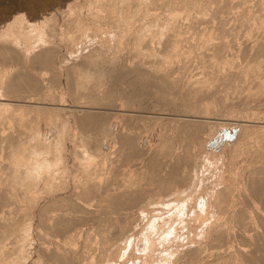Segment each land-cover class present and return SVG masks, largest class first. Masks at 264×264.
Wrapping results in <instances>:
<instances>
[{
  "label": "bare ground",
  "instance_id": "obj_1",
  "mask_svg": "<svg viewBox=\"0 0 264 264\" xmlns=\"http://www.w3.org/2000/svg\"><path fill=\"white\" fill-rule=\"evenodd\" d=\"M77 1L73 2L67 19L62 17L63 13H60V20L64 18V21H56L58 17L54 19L57 28L50 22L53 27L46 31L49 38L44 37L45 42L39 25L21 15L3 23L0 30V58L13 66H7L11 68L9 70L3 65V77L0 75V264H19L24 259V249L28 247L25 242L33 229L38 240L35 252L44 264H103L108 249L116 246L114 249L119 254L124 248V243L119 244L130 236L137 217L134 209L147 199L165 202L169 208L172 200L180 198L178 189L188 187L189 177L197 174L199 165L196 163L201 155L213 169L226 155L231 182L217 178L209 196L198 201L186 198L196 200L200 212L188 218L197 223L190 225L192 235L180 240L179 245L171 236L175 228L171 224L175 220L169 224L159 219L164 221L161 224L154 218L149 227H159L157 241L146 240L151 253L144 257L145 264H264V110L260 115L251 107L242 108L251 96L264 102V0H85L80 5H86L88 12H95L97 22L94 23L118 14H124L122 17L132 21L139 10L147 11L149 3L157 6L158 1L168 3L169 15L176 18L171 23H159L158 20L138 28L124 27L116 48L104 55L93 54L92 47L95 46L88 44L87 34L93 21L86 24L92 17L81 16V0ZM95 27L101 29V33L105 32L103 26ZM32 33L39 36L33 37L37 40H33ZM54 42L70 46V53H76L80 59H75L78 65L74 68L57 65ZM62 72H65L72 99L70 110L61 94L54 90ZM92 75L101 76L102 82L98 78V81L94 80L99 83L94 82ZM122 85L128 93L132 91L127 86L130 89L136 86L154 89L151 92L158 99L150 96L157 102L146 118L159 124L157 142L149 139L141 148L140 142L145 135H138L136 131V136L131 127H116V120L121 119V123L143 116L137 110L141 107L137 106V88H132L137 101L131 100L134 101L128 106L131 108L116 107L118 94L128 101L125 97L128 93L123 95L122 92H126L122 87L121 93L114 92L115 87L120 90L117 86ZM233 88L238 90L236 93L233 90L234 96L243 90L248 92L235 98L230 95ZM140 95L138 97L144 100L145 97ZM129 97L132 99L133 95ZM236 105L239 108L235 109ZM68 110L75 115V126L81 127V131L88 125L100 126L102 139L99 144L107 145L105 150H100L101 158L86 156V166L96 164L97 169L88 173V181L73 185L51 171L52 164L64 161L66 120L60 117ZM241 113L244 118L238 119ZM104 115L108 118H103ZM167 115L170 116L167 117L169 120L166 118L168 122L164 120ZM58 119H61L60 123ZM216 123L225 129L224 134L232 133L235 128L239 131L231 142L225 141L224 134L215 137L214 148L218 150L212 148L207 153L210 127ZM146 124L143 128H148L149 124ZM32 141L41 147L36 148ZM48 149L57 152L58 161L55 158L53 163L50 162L52 156ZM130 157H135L139 167L128 165L132 162L128 160ZM106 158L108 168H118L120 173L126 165L134 168L133 172L143 165L145 171H137L142 174L140 179L145 181L138 182L135 170L136 175L126 174L128 183L123 187L120 188V183L112 187L111 176L107 179L103 176ZM166 196L167 200L163 201ZM142 208L143 212L149 209L147 203ZM177 221L182 225L186 222L184 219ZM137 258L141 259L140 255Z\"/></svg>",
  "mask_w": 264,
  "mask_h": 264
},
{
  "label": "rangeland",
  "instance_id": "obj_2",
  "mask_svg": "<svg viewBox=\"0 0 264 264\" xmlns=\"http://www.w3.org/2000/svg\"><path fill=\"white\" fill-rule=\"evenodd\" d=\"M75 1H77V0H0V30H1V28L3 27V23H6V22H8V21H11L13 18H15V16H17V15H21V16H23L24 18H26L29 22H31V23H34V24H36V25H39V30L41 31V34H42V40L44 39V37H46L47 35L46 34H48L47 32H49V29H50V31H51V28L53 27V25L52 24H54V26L56 27L57 25H56V21H64L63 19L64 18H62V20H60L61 19V15H62V13H63V15H62V17H64L65 16V18L67 19L68 17V15L69 14H71V13H69L70 11H71V8H73L74 7V5H73V2H75ZM78 1H80V0H78ZM77 1V2H78ZM83 1V2H82ZM101 1H104V0H101ZM101 1H99V3H101ZM160 1V0H159ZM157 2L158 4H157V6L158 5H160V3L161 2ZM85 2V0H81L80 1V3H79V6L81 7V5L80 4H83ZM72 3V4H71ZM167 3V2H166ZM129 4V3H128ZM154 5H156L155 3H153ZM164 3H161V5H163ZM149 5H151V8H150V6ZM149 5H148V7H147V11L145 10V11H143L144 9H142V10H139V14H140V11L142 12V14H136L135 15V17H133V19H132V21H131V19H130V21H129V19H128V17L126 18L125 16H123L122 17V15H124V14H118L116 17L114 16L113 18H110V19H113L114 20V18H116L114 21L112 20V21H110L109 22V18L107 17V19H105L106 17H103L102 18V20H105L106 22H104V21H100L99 23H94V22H97V17L95 16V12L93 13V10H92V12H88L87 11V6L85 5V6H83V7H81V16L82 17H84V18H90V17H92L93 18V20H92V18L90 19V21H88L87 20V22H86V24H91L90 22L91 21H93L92 22V26L91 25H89L90 27H91V29L90 28H88L87 29V34H88V39L91 41H89L88 40V44H92V46H95L94 48L92 47V51H95L93 54H95V55H97V54H107V52H111L112 50H114L115 48H116V45L115 44H117V38H118V36L119 35H121L125 30V28L124 27H126V28H129V26L131 27V26H133L132 28H134V27H136V28H138V26L139 27H142V26H144V25H147V24H150V23H152V22H157L158 20H160V21H158L159 23H165V22H170L171 23V21L173 22V20L175 21L176 20V18H174V17H172V15L170 16L169 15V4L167 3L166 5L164 4L162 7H161V5L160 6H158V8H157V6H152V3H149ZM169 5V6H168ZM167 8H166V7ZM144 7V6H143ZM153 7H156V8H153ZM66 8V9H65ZM98 8V7H97ZM155 11V13L153 12V13H151L152 11ZM83 11V12H82ZM87 11V12H86ZM151 11V12H150ZM157 11V12H156ZM143 12H145V13H143ZM60 13H61V15H60ZM86 13H87V16H86ZM105 13V12H104ZM147 13V15L148 16H146V18H145V14ZM167 13H168V16H167ZM68 14V15H67ZM60 15V16H59ZM91 15V16H90ZM93 15V16H92ZM150 15H152V16H150ZM154 15V16H153ZM162 15H163V17H162ZM144 16V17H143ZM149 16L151 17V18H149ZM170 16V17H169ZM55 17V18H54ZM56 17H58V20H56L57 18ZM95 17H96V19H95ZM142 17V18H141ZM147 17H148V20L149 21H147ZM155 17V18H154ZM161 17V18H160ZM172 17V18H171ZM120 18V19H119ZM146 19V21H145V19ZM157 18V19H156ZM165 18V19H164ZM56 21H55V20ZM95 19V20H94ZM143 19V20H142ZM156 19V20H155ZM167 19V20H166ZM170 21H169V20ZM172 19V20H171ZM52 20V21H51ZM121 20H125L124 22H119V21H121ZM126 20L127 21H129V22H127V23H125L126 22ZM136 20V21H135ZM138 20V21H137ZM140 20H142L141 21V23H140ZM163 21V22H162ZM182 21H184V19L182 20ZM47 22H48V24H47ZM50 22H54V23H52V24H50ZM59 22V23H60ZM58 22H57V24H59ZM93 23L95 24V26H97L98 24L99 25H101V27L102 28H104V31L105 32H103V33H101L100 32V30L101 29H99V30H97V28L93 25ZM45 24V25H44ZM46 24H47V28H46ZM126 24V25H125ZM131 24V25H130ZM135 24V25H134ZM143 24V25H142ZM106 27H105V26ZM109 25V26H108ZM111 26H112V28H111ZM120 27V28H119ZM57 28V27H56ZM109 28V29H108ZM122 28V29H121ZM46 29V30H45ZM48 30V31H47ZM110 30H111V32H110ZM47 31V32H46ZM56 31H57V29H56ZM95 31V32H94ZM106 31H109L108 32V34L110 35H108L107 34V32ZM114 33H113V32ZM34 33V32H33ZM32 33V35H31V37L33 38L35 35ZM45 33V34H44ZM98 33V34H97ZM116 33V34H115ZM120 33V34H119ZM50 34V33H49ZM55 34H57V33H55ZM68 34H70V33H68ZM92 34V35H91ZM106 34V35H105ZM116 35L115 37H114V35ZM67 34H65V36H66ZM49 36V35H48ZM46 37V39L47 38H49V37ZM58 36V35H57ZM56 36V37H57ZM68 36V35H67ZM36 37V36H35ZM39 36H37L36 38H38ZM109 37V38H108ZM112 37H113V40H111L112 39ZM36 38H33V40L35 41V40H37ZM46 39H44V42H45V40ZM109 39V41H107ZM57 41H58V39H56ZM95 40V41H94ZM93 41H94V43H93ZM43 42V41H42ZM105 42V43H104ZM112 42V43H111ZM60 43V44H59ZM54 44H55V46L57 47V56L55 57V63L57 64V65H67V66H69V67H73L74 68V65H78V64H76L78 61V57L76 56L77 54L75 53V54H71L70 53V51L72 50L71 49V47L70 46H67V45H65L64 43H62L61 44V42H57V45H56V43L54 42ZM98 44V45H97ZM115 45V46H114ZM60 46V47H59ZM96 47L98 48V47H100L99 48V50L97 51L96 50ZM105 47V48H104ZM115 47V48H114ZM120 47H121V45H120ZM89 49V48H88ZM88 49H84V50H88ZM123 50V49H122ZM65 53V54H64ZM68 53H70V54H68ZM70 55V56H69ZM58 57H60L61 59H59ZM62 57H64V58H62ZM70 57H72V58H70ZM59 60H58V59ZM63 59H64V61H63ZM75 59H77L76 60V63H75ZM61 61V62H60ZM79 61H80V59H79ZM59 62V63H58ZM11 63V62H9L8 60L7 61H4L3 59H1L0 58V75H1V77H3V75L2 74H4V73H2V71H3V69H4V66L3 65H5L6 67L7 66H9V67H13V66H10L9 64ZM67 63V64H66ZM79 63V62H78ZM61 65V66H62ZM64 65H63V68H64ZM75 66V67H76ZM8 68V67H7ZM9 70L11 69V68H8ZM93 74H97V73H93ZM65 72H62V75H61V79H60V82L57 84V86H55L56 88L54 89V90H57L56 91V93L59 95V94H61V96L63 97V99H64V102L66 103V104H68V109L71 107V103H72V99L70 98V94H69V89H68V86H67V83H66V80H65ZM93 76V75H92ZM91 76V78L93 79V81L94 82H96V83H99V82H102L100 79H102V77L99 79L98 78V76H96V75H94L93 77ZM96 76V77H95ZM95 77V78H94ZM99 79V82H97L98 81V79ZM94 79H97V81L96 80H94ZM124 86H125V84H123ZM120 86V87H118L117 86V89H120V90H116V87H115V93H117V92H119V93H121L122 91H127V88H125L124 86ZM59 86V87H58ZM121 87H122V89H124V90H122L121 89ZM127 87H129L128 88V90H130V92L131 93H128V92H126V93H123L122 92V94L123 95H125V94H127V95H125V97H128V101L127 102H129V100H130V102H131V100H134L135 99V101H137V98H138V101H137V106H141V107H137L136 105V107L138 108H135V109H137V110H140V111H142V112H138V113H140L141 115H143L141 118H138V120L137 119H135V118H128V119H123L124 121H122L123 123L125 122V121H127V122H129V124H131L132 123V125H129L128 123H126L125 122V124L123 125L122 124V122L121 123H119L120 121H121V119H119V120H116V122H115V124H116V127L117 128H119V126L120 127H127V128H130L131 127V129H132V131H133V133L137 136V132H138V135H140V134H143V135H145L144 136V139L140 142V147L141 148H143L145 145H146V143H147V140H152V142L154 143V142H157L158 140H157V134H158V132H159V124L158 123H155V121L154 120H151V119H149V118H146V115H148L149 113H147V112H151V110L153 111V108H154V105H155V103L157 102V97H155V95H153V92H151L152 90H154L153 88H141V87H139V86H136L135 88L134 87H131V89H130V86H127ZM132 88H134V90L136 89L138 92H136L135 91V94L136 95H138L139 96V94H141L140 96L142 97H145L144 98V100H143V98H141L140 99V97H138V96H136L135 94H134V92H133V89ZM138 88L140 89V90H138ZM141 89H142V93H141ZM122 90V91H121ZM232 91H231V96L234 94L233 93V90H234V92L236 93V92H238V90L236 89H231ZM145 93H144V92ZM148 91V92H147ZM239 91H240V89H239ZM246 90H243V91H241V92H243L242 93V95H241V92H240V94L239 93H237V94H235V96L233 95V97H239V96H245L246 95V93H244ZM147 92V93H146ZM246 92H248V91H246ZM233 93V94H232ZM118 94V93H117ZM130 94H132L133 95V97H132V99H130L131 97H129V96H132V95H130ZM145 94H147V95H149L148 97L149 98H147V95H145ZM245 94V95H244ZM145 95V96H144ZM237 95H239V96H237ZM119 98V100H117V102L118 103H116V107H118V108H128V106H131L130 104H132V102H134V101H132L131 103H127L125 100H127L126 98H124V96H121V94H118L117 95ZM121 96V97H120ZM135 96L137 97V98H135ZM150 96H151V98H153L154 99V97L155 98H157V99H155V100H153V99H151L150 98ZM249 97H250V95H249ZM248 97V98H249ZM252 97V96H251ZM251 97L248 99V102H247V100H246V102L248 103H246L245 102V104H243L242 105V108H244V107H251L252 108V110L253 111H256V112H259V113H257V114H260L261 115V113L263 112V110H264V102H259L255 97H252V99H251ZM173 98V97H172ZM125 99V100H124ZM173 99H175V98H173ZM177 99V98H176ZM142 101V104H141V101ZM153 100V101H152ZM120 101H124V103L123 102H120ZM175 101H177V100H175ZM252 101V102H251ZM153 102V103H152ZM255 102H257V104H255ZM119 103H121V105L119 104ZM129 104V105H127V107H126V104ZM140 103V104H139ZM148 103V104H147ZM259 103V104H258ZM147 104V105H146ZM250 104V105H249ZM69 105H70V107H69ZM125 105V106H124ZM149 105H151V106H149ZM248 105V106H247ZM121 106V107H120ZM142 106L144 107V109H145V112H144V109L142 108ZM145 106H148V107H145ZM167 106V105H166ZM244 106V107H243ZM253 106V107H252ZM239 108V106L238 105H236L234 108L236 109V108ZM241 107V106H240ZM255 107H256V109H257V107H259L258 108V110H255ZM129 108H131V107H129ZM128 108V109H129ZM143 110H142V109ZM149 108V109H148ZM150 108H151V110H150ZM250 108V109H251ZM254 108V109H253ZM125 109V110H126ZM262 109V110H261ZM70 110V109H69ZM69 110H68V112L67 113H65L66 115H62L60 118L62 119V118H64L66 121V123H65V129H64V146L66 147H64L65 149V151H64V158H63V163H62V161H60L61 162V164H60V162H58V163H54V164H52L51 166H53V167H51V171H53V173H56L61 179H63V180H66L67 182H68V184L69 185H73L74 183H78L79 182V184L82 182V183H84L85 181H88L87 180V178L89 179V177H90V175L88 176V173L89 172H91L93 169H94V171H96V169H97V167H96V164H93V165H95V166H93L92 167V165L88 168L87 166H86V164H85V158H86V156H89V155H92V156H94L95 158H101V156H99V155H102V154H99L101 151L100 150H105L106 149V146L107 145H105V144H99V142L101 143V139H102V137H101V133H100V129H101V127L100 126H96V127H94V126H90V125H88V126H86L85 127V130L84 131H81L80 129H81V127H77V126H75V125H77L76 124V117H75V115H73V114H71L70 112H69ZM124 110V111H125ZM261 110V111H260ZM120 111L121 110H119L118 111V113H120ZM123 111V110H122ZM126 113H128V111H125ZM129 112H131V111H129ZM69 113V114H68ZM144 113V114H143ZM244 113V112H243ZM243 113H241L240 114V116H239V118L238 119H243L244 118V114ZM104 114V113H103ZM243 114V115H242ZM73 116V117H72ZM102 116V115H101ZM107 116V115H106ZM105 115L103 116V118L104 117H106ZM167 117H169L170 118V116H165V121L166 122H168L167 120H166V118ZM106 118H108V117H106ZM120 118V117H119ZM169 118H167L168 120H169ZM61 119H58L59 121H58V123H60V121H61ZM69 119V120H68ZM75 121H74V120ZM118 119V118H117ZM132 119V120H131ZM142 119H144V120H142ZM148 119V120H147ZM104 120V119H103ZM129 120V121H128ZM136 120V121H135ZM150 120V121H149ZM106 121H107V119H106ZM118 121V122H117ZM138 121V123H135V124H133L134 122H137ZM144 121V122H143ZM145 121H147V122H145ZM150 123H155L154 125H155V127H154V125H151V124H149V122ZM145 125V123H147V124H149L148 125V128L146 127V128H143V124ZM138 124V125H137ZM146 124V125H147ZM218 124V125H217ZM140 125V126H139ZM158 125V126H157ZM71 126H72V129H71ZM133 126V127H132ZM137 126L139 127L138 129H137ZM149 126H150V128H149ZM216 126V127H215ZM221 126V125H220ZM42 127H44L43 126V124H41V130L43 129ZM97 127L99 128V129H97ZM140 127H141V129H140ZM215 127V128H214ZM134 128V129H133ZM136 128V129H135ZM155 128V129H154ZM69 129V130H68ZM146 129H148L147 131L149 132H146L145 130ZM154 129V131L152 132V130ZM209 129V128H208ZM207 129V130H208ZM99 130V131H98ZM210 130H212V132H211V139H210V141L208 142V143H206V151L205 152H207L208 153V150L210 151V149H212V148H214V141H215V137H217V136H219L220 134H224V132H225V129L221 126L220 128H219V123H216V124H214V125H212V127H210ZM81 131V132H80ZM137 131V132H136ZM209 131V130H208ZM208 131H207V133H208ZM221 131V132H220ZM238 131H239V129H237V128H235L234 130H233V136L232 137H229L230 135H231V132L230 133H226V134H224L223 136H224V138H225V141H227V142H231V141H234L235 140V137H236V134L238 133ZM30 132V131H29ZM28 132V133H29ZM74 132V133H73ZM151 132H152V134H151ZM210 132V131H209ZM98 133H99V135H98ZM30 134V133H29ZM68 134V135H67ZM74 134V135H73ZM69 135H71V136H69ZM147 135V136H146ZM150 135V136H149ZM69 136V137H68ZM149 136V137H148ZM72 140V141H71ZM155 140V141H154ZM157 140V141H156ZM230 140V141H229ZM1 143H3V141H1ZM32 143H34V145H35V142L34 141H32ZM99 145H101L100 147H99ZM232 146V145H231ZM35 147L36 148H40L41 147V145H35ZM99 147V148H98ZM211 147V148H210ZM229 148V147H228ZM227 148V149H228ZM49 150V149H48ZM218 149H215L214 148V151H217ZM51 152V154H49V155H51V156H49V155H47L49 158H50V160H52V161H50V162H54V160H55V158H56V161H58L57 160V157L59 156L58 154H56L57 152H55V150H53L52 151V149H50L49 150V153ZM55 152V153H54ZM52 153H54L53 155H52ZM91 153V154H90ZM226 154H230V153H227V152H225ZM56 154V155H55ZM98 155V156H97ZM203 155H205V154H203ZM97 156V157H96ZM210 156V155H209ZM208 156V157H209ZM224 157H221V159H219V162H217L216 164H215V168L213 169L212 168V166L211 165H208V164H206L207 162L206 161H204L205 159H204V156H202L201 155V157H199V159H198V162L196 163V164H198L199 165V167H198V165L196 166V167H198V169L196 168V173L198 174H195V175H193V176H191V177H189V178H191V179H188V187H189V189H187L188 187H186L185 188V186L184 187H181V188H183V189H185V190H183V189H178L179 190V192H181V194H179L180 195V198L179 199H176V200H172V203H171V205L169 206V208L168 207H166L165 206V202H160V203H156V200L155 199H152V201H149V200H151V199H147L148 201H146V200H144V201H142L143 203L139 206V207H137L136 209H134V212H135V215L137 214V217H136V219L134 220V223L135 224H133V226H131V229H130V232H129V234L128 235H130L127 239L128 240H126V241H122V242H120V246H122V244L124 245V248L123 249H125L126 251H127V253H126V251L125 250H123V249H121L120 250V252H119V254H117L116 253V251H115V249L114 248H116V246L113 248V247H111L110 249H108L107 251H106V255L109 257H107V256H105L104 257V263L103 264H145V262H146V260H145V258L147 257L146 255L147 254H150L151 253V251H149L148 250V247H147V241L148 240H156V230L158 229L159 230V227L157 228H150L149 227V225H150V223L152 222V221H154L153 219L154 218H158L157 220H159V219H161V220H166L167 222H169V224L170 223H172L173 222V220H175L173 223H175V224H171V225H174V227L176 228V230H175V228H174V234H171V236H173V237H175L176 238V241H177V244L179 245V244H181L180 242L182 241V239H186V238H184V237H187L188 235H192V232L190 231V225H194V224H196L197 223V221L195 222V221H189V219L188 218H190L191 216V218H193V216H194V214H198L199 212H200V210H199V208L197 207V201L199 200V199H202V197L204 196V197H207V195L209 196V194L212 192L211 191V189L213 190V188L215 187V179H225V181L226 180H228L229 182H231V177L229 176V171L226 169V159H227V157H226V155H223ZM66 158V159H65ZM114 158V157H113ZM130 158L132 159V160H130ZM128 160L129 161H132L131 163L129 162L128 163V165L130 166V167H139V163H138V161H136V159H134L135 157H130ZM224 158V159H223ZM135 161H134V160ZM60 160V159H59ZM109 162V160L106 158V162H105V164H104V166L107 164V166H105L104 167V170H103V172H104V177L107 179L108 177H110V178H112V182H111V185H112V187H116V186H119L118 184L120 183V188L121 187H123L124 186V183L125 184H127L128 182H127V180H125L126 178H128L127 177V173H129V174H133V173H135V170L137 171H140V169H142V170H144L143 169V165L142 166H140V168H135V170H134V172H133V169L134 168H130L129 166H124L123 168H126V170L127 171H125L122 167V172L121 173H123V171H125L126 173H125V175H124V173L123 174H121L120 172H119V169L118 168H115V170L113 171V170H111L110 168H108V162ZM137 162V163H134V162ZM134 164H136V165H134ZM63 165V166H62ZM60 166V167H59ZM103 166V165H102ZM92 167V168H91ZM95 167V168H94ZM100 167V166H99ZM60 168V169H59ZM120 168V169H121ZM145 168V167H144ZM89 169V170H88ZM118 169V170H117ZM131 169H132V171H131ZM63 170V171H62ZM128 170H129V172H128ZM140 171V172H143V171ZM213 170H215V171H213ZM225 170V171H224ZM56 171V172H55ZM109 172V173H106V172ZM137 171V172H138ZM145 171V170H144ZM63 172V173H62ZM116 172H119V173H116ZM130 172H132V173H130ZM140 172H138V174L136 175V173L135 174H133V175H136V177H138L139 176V178L137 179L138 180V182H139V180L141 181V182H144L145 180H143L144 178V174H143V179H140L141 177H140V175H142ZM218 172V174H216ZM220 172V173H219ZM223 172V173H222ZM224 172H226V174L224 173ZM60 173V174H59ZM115 174L116 175V177H115V175L114 176H112L111 174ZM140 173V174H139ZM222 173V174H221ZM90 174V173H89ZM106 174V175H105ZM109 174V175H108ZM127 174V175H126ZM201 174V175H200ZM224 174V175H223ZM123 175V176H122ZM133 175H131V177H133ZM146 175V174H145ZM215 176V177H213V176ZM222 177H221V176ZM119 176H121V178L119 177ZM115 178V180H114V178ZM197 177V178H196ZM199 177V178H198ZM105 178H103V180H101V182L103 181V182H105L106 180H105ZM124 178V179H123ZM203 178H204V180H203ZM122 179H123V181H125V182H123L122 181ZM196 179V181H194ZM117 180V181H116ZM120 181H122V182H120ZM194 181V182H193ZM207 181V182H206ZM215 181V182H214ZM140 182V183H141ZM192 182H193V185H192ZM113 183V184H112ZM195 183V184H194ZM212 183H214V184H212ZM216 184H218V182L216 183ZM114 185V186H113ZM190 185V186H189ZM135 186V185H134ZM191 187V188H190ZM183 190V191H182ZM210 192V193H209ZM203 194V195H202ZM194 195H196V197L194 196ZM200 198H199V197ZM191 197V198H190ZM170 198V197H169ZM189 198V199H198L197 201L196 200H187V199ZM165 200H167V196H166V198L163 200V201H165ZM186 202V203H185ZM144 203H147V206L149 207V209H146V212H143V206H144ZM183 203H185V204H183ZM162 206V207H161ZM195 209V210H194ZM137 211H139V212H137ZM154 215V216H153ZM175 217V218H174ZM150 219H152V220H150ZM178 219H184V221H186L185 222V224L184 225H182L181 223H178ZM150 220V221H149ZM146 221V222H145ZM160 221V220H159ZM143 222H145L144 224H143ZM162 222H164V221H160V223L162 224ZM148 223V224H147ZM178 223V224H177ZM186 223H188L187 225H186ZM194 223V224H193ZM35 225V224H34ZM144 225V226H143ZM148 225V226H147ZM156 226V225H155ZM141 227V228H140ZM143 227V228H142ZM147 227H148V229H147ZM164 227H166V225H164ZM180 227V228H179ZM187 227V228H186ZM183 228V229H182ZM136 230V231H135ZM182 230V231H181ZM135 233H134V232ZM187 231V232H186ZM35 230L33 229V234L31 235L32 236V238H30L29 237V239L27 238V241H28V245H27V241L25 242L26 243V246H28V247H26V249H24V252H25V257H24V259H22L23 260V263H22V260H20L19 261V264H44L43 263V261L42 260H40L41 258L38 256V254H37V252H35L36 250H35V248H37V246H38V240H37V238H36V235H35ZM132 232L134 233V234H132ZM152 233V234H151ZM183 233V234H182ZM185 233V234H184ZM189 233V234H188ZM149 234V235H148ZM153 235H155L154 237H153ZM179 235V236H178ZM182 235V236H181ZM142 236H144L143 238H145L144 240L142 239ZM149 237V238H148ZM130 239H131V242H130ZM133 239V240H132ZM32 240V241H31ZM140 240V241H139ZM147 240V241H146ZM181 240V241H180ZM34 241H35V243H34ZM127 241H128V243H127ZM157 241V240H156ZM185 241V240H184ZM31 244H30V243ZM133 242H134V244H133ZM127 246H126V245ZM132 244V245H131ZM156 244H158V243H156ZM34 245V246H33ZM131 245V246H130ZM130 246V247H129ZM142 246V247H141ZM145 246V247H144ZM186 246V245H185ZM127 247V248H126ZM128 247H129V249H128ZM29 250V252H28V250ZM145 249V250H144ZM179 250L181 249V248H178ZM33 251V252H32ZM111 251V252H110ZM122 251V252H121ZM113 252V253H112ZM115 252V253H114ZM124 252V253H123ZM148 252V253H147ZM150 252V253H149ZM110 253V254H109ZM121 253V254H120ZM130 253V254H129ZM137 253V254H136ZM144 253H145V255H144ZM27 255V256H26ZM117 257H116V256ZM120 255V256H119ZM140 255V257H141V259L140 258H137V256H139ZM142 255H144V256H142ZM121 256H123V258L121 257ZM119 257H120V261H119ZM145 257V258H144ZM114 258H116V259H114ZM137 258V259H136ZM35 259V260H34ZM133 260V261H132ZM135 260V261H134ZM108 261V262H107ZM111 261V262H110ZM117 261V262H116ZM125 261V262H124ZM142 262V263H141Z\"/></svg>",
  "mask_w": 264,
  "mask_h": 264
},
{
  "label": "water",
  "instance_id": "obj_3",
  "mask_svg": "<svg viewBox=\"0 0 264 264\" xmlns=\"http://www.w3.org/2000/svg\"><path fill=\"white\" fill-rule=\"evenodd\" d=\"M233 136V133H231V135L229 137H232Z\"/></svg>",
  "mask_w": 264,
  "mask_h": 264
}]
</instances>
